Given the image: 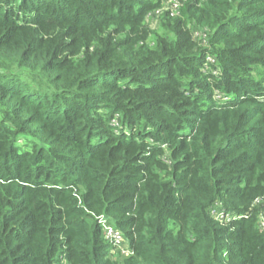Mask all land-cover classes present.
<instances>
[{"label":"trees","instance_id":"obj_1","mask_svg":"<svg viewBox=\"0 0 264 264\" xmlns=\"http://www.w3.org/2000/svg\"><path fill=\"white\" fill-rule=\"evenodd\" d=\"M166 1L0 0V264H264V0Z\"/></svg>","mask_w":264,"mask_h":264},{"label":"built area","instance_id":"obj_2","mask_svg":"<svg viewBox=\"0 0 264 264\" xmlns=\"http://www.w3.org/2000/svg\"><path fill=\"white\" fill-rule=\"evenodd\" d=\"M174 3L177 4V2H174ZM177 9L173 12L174 14L178 12ZM261 202H263L262 198H257L254 201L255 204H260ZM216 215H217V218L221 219L222 221L227 222L229 220V215L225 214L224 212H217ZM96 220H97V223L101 227V230H102V233L104 235L105 240H107L111 246H114L115 249H119V248H121V246L123 244L126 245V242L124 241V238H123L121 232L117 228L112 226L109 223V221H107V219L105 217L98 216L96 218ZM258 223H259V228L264 230V216H263V214L259 215ZM123 254H125V255L129 254V249L127 248V245H126V249L123 251Z\"/></svg>","mask_w":264,"mask_h":264},{"label":"rangeland","instance_id":"obj_3","mask_svg":"<svg viewBox=\"0 0 264 264\" xmlns=\"http://www.w3.org/2000/svg\"><path fill=\"white\" fill-rule=\"evenodd\" d=\"M175 1H173V2H171L170 0H168V1H166L165 3H164V6L162 7V8H164V9H166V10H169V11H171V15L172 16H175L174 15V11L177 9V8H179V5H177V4H175L174 3ZM160 10L158 9V10H156L155 12H154V14L152 15V16H150L149 18H148V20H147V23L149 24V26H150V28L151 29H156L157 28V26H158V22H159V18H158V15L160 14ZM148 17V16H147ZM192 28V27H191ZM194 33V36H195V38H198L199 36H203V32L201 31V30H197V29H195V31L193 32ZM112 249L110 250V252L109 253H116V252H120V254H123V251L126 249V245L125 244H123L122 246H121V248H119V249H115V247L114 246H112L111 247Z\"/></svg>","mask_w":264,"mask_h":264}]
</instances>
